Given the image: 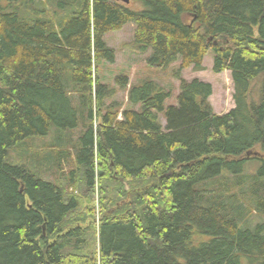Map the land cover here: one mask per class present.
<instances>
[{"label":"trees","instance_id":"16d2710c","mask_svg":"<svg viewBox=\"0 0 264 264\" xmlns=\"http://www.w3.org/2000/svg\"><path fill=\"white\" fill-rule=\"evenodd\" d=\"M141 1L49 0V11L0 0V264H264V223L241 224L264 215V0ZM128 22L147 64L179 58V91L165 105L170 89L118 74L131 105L118 118L94 68L114 62L104 36ZM209 51L212 71L231 73L222 114L209 82L181 75L203 70ZM78 127L72 152L8 161L28 138L54 128L60 147ZM253 158L261 165L244 173ZM63 160L72 167L57 180L41 173Z\"/></svg>","mask_w":264,"mask_h":264},{"label":"rangeland","instance_id":"374dc122","mask_svg":"<svg viewBox=\"0 0 264 264\" xmlns=\"http://www.w3.org/2000/svg\"><path fill=\"white\" fill-rule=\"evenodd\" d=\"M23 1L26 3V7H28V5L37 7L38 9L42 7L49 11H51L53 8L51 3H49V0H44V6H38L36 4L40 3L38 0ZM17 4H20V2ZM130 6L133 7V9H141L143 8L144 3L141 0H131ZM134 28V23L128 22L120 29L108 32L104 36L107 45L112 47L115 51V60L112 63L100 61L98 65H95L94 73L96 77L97 75L99 76L102 83L106 84L108 87L115 88V93L106 100V104L115 105L114 109L117 108L119 113L124 108L128 107V87L119 88L115 80L116 76L121 73L126 74L129 77V83L132 84L138 83L143 78H151L156 80L163 87L170 89L171 91V95L166 99L165 105L176 104V95L179 91V85L174 71L179 66V58L172 64L165 67L150 66L145 60L147 53H140L136 51L132 45ZM203 63L204 65L207 64L204 70L196 71L192 67H187L181 71V75L186 79L198 77L202 80L208 81L212 85V93L209 97V101L212 104L214 111L219 114L225 113L234 107V100L232 98L233 83L230 76V71L224 70L223 72L215 73L211 70V51H209L204 56ZM79 131L80 127L73 130L63 131L64 139H62V141L64 142V145L58 147L51 146V143L55 141L56 136V131L54 128H51V131L46 136L28 138L24 140L19 146L12 148L9 152L8 161L12 163H14V161L24 162L33 166L34 164L37 165V161L43 160V158L49 152H51L50 154H54V152H56V150L61 147L66 149L68 152H72L71 144L76 139ZM45 165L47 167V161L41 165L42 170H44ZM260 165V160L255 158L250 159L245 162L243 166V172L253 174L257 171ZM71 167L72 164L69 162V160H63L60 167L61 169H59L57 173H51L48 170L41 173L44 174L45 178L57 180L60 173H68ZM245 187L246 185L243 186V189ZM93 195L94 217H96L95 227H97L102 210L99 180L97 185L94 187ZM258 221L264 223V215L255 211L247 217L244 215L241 224L252 225ZM241 261L242 264H248V261L245 257H241Z\"/></svg>","mask_w":264,"mask_h":264},{"label":"bare ground","instance_id":"6f19581e","mask_svg":"<svg viewBox=\"0 0 264 264\" xmlns=\"http://www.w3.org/2000/svg\"><path fill=\"white\" fill-rule=\"evenodd\" d=\"M219 41H220V42L223 41V37L216 39L214 42L217 43V42H219ZM64 78H66V75L64 76Z\"/></svg>","mask_w":264,"mask_h":264},{"label":"water","instance_id":"95a60500","mask_svg":"<svg viewBox=\"0 0 264 264\" xmlns=\"http://www.w3.org/2000/svg\"><path fill=\"white\" fill-rule=\"evenodd\" d=\"M122 1H124V2H128L129 0H122ZM122 180V179H121ZM125 187L127 188L128 186H127V184H125Z\"/></svg>","mask_w":264,"mask_h":264},{"label":"crops","instance_id":"0c3cea01","mask_svg":"<svg viewBox=\"0 0 264 264\" xmlns=\"http://www.w3.org/2000/svg\"><path fill=\"white\" fill-rule=\"evenodd\" d=\"M128 107H131V105H129V103H128ZM163 121V120H162Z\"/></svg>","mask_w":264,"mask_h":264}]
</instances>
